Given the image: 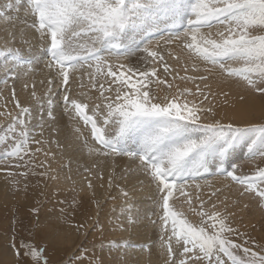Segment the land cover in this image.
I'll use <instances>...</instances> for the list:
<instances>
[{
  "label": "snow or ice",
  "instance_id": "obj_1",
  "mask_svg": "<svg viewBox=\"0 0 264 264\" xmlns=\"http://www.w3.org/2000/svg\"><path fill=\"white\" fill-rule=\"evenodd\" d=\"M21 5L31 22L20 29L19 39L25 44L38 40L46 67L53 70L47 81L48 120L57 121L56 90L62 114L73 122L74 139L90 155L128 158L122 175L109 176L108 187L124 181L135 190L146 181L153 190L158 209L153 223L160 229L164 264H264V246L234 225L227 197L221 200L222 189L208 179L223 177L228 187L237 188L240 199L233 206L247 197L264 210V120L225 119L210 100L218 95L212 90L218 80L242 88V115L252 114L244 107L249 95L264 102V0H0V20L11 23L14 17L5 9L19 13ZM8 36L0 45L5 74L0 84L27 75L39 63V57L28 58L13 46L15 32ZM77 80L79 91L73 89ZM219 95L227 102L228 93ZM31 97L40 108L35 125L32 109L21 105L14 89L17 111H0L5 121L0 123V170L13 179L56 180L48 176L47 162L55 154L43 145H60L35 139V129L44 127L45 100L35 85ZM80 121L90 127L91 143ZM33 143L39 146L33 149ZM41 152L45 160L36 163ZM240 153L244 163L255 164L248 173L234 162ZM87 186L93 188L91 180ZM120 193L121 217L135 226L132 197L125 188ZM92 195L99 210L95 191ZM17 236L13 224L7 246L16 264H50L44 247ZM78 247L67 264H104L96 255L103 252V238L99 248L95 243L90 250ZM119 247H127V241Z\"/></svg>",
  "mask_w": 264,
  "mask_h": 264
},
{
  "label": "bare ground",
  "instance_id": "obj_2",
  "mask_svg": "<svg viewBox=\"0 0 264 264\" xmlns=\"http://www.w3.org/2000/svg\"><path fill=\"white\" fill-rule=\"evenodd\" d=\"M5 11L7 15L14 17V19L12 20L11 23H4L2 20H0V45H2L5 42V40L9 39L8 36L9 32H15L16 41L13 46L20 48L23 54L28 58L39 57V63H34L32 66L33 70L28 72L27 75L21 74L18 79H11V81H8L7 84H0V111H5V110L17 111L14 106V101L11 100V94L13 89L15 90L16 98L20 101L21 105L28 106L30 108L36 106L37 104L35 103V101H33L31 97L33 85H35V91L37 93V96L42 97L45 100V106H47L46 94L50 87L47 81L51 78V73L53 70L46 67L47 57L40 48V42L38 40H32L29 43L25 44L19 39L20 29L25 27V23H30L31 18L25 16L23 5L20 6L19 13H17L15 10L9 11L5 9ZM161 44L163 46V42H161ZM131 60L132 62H134L135 57L131 58ZM2 64H3V60L0 59V65ZM4 78H5V74L2 70H0V80ZM83 82L85 83V85H87L88 81L86 77ZM79 83L80 81L77 80L73 84L74 90L76 91L80 90L78 87ZM25 85H27V87H25ZM84 90H87V88ZM212 90L218 93V95L214 99L210 97V100H212V102L215 105H217V111L223 118L235 119L240 124H246L249 122H258V120L261 119L263 120L264 102L262 103L259 99H254L250 95H249L248 103L244 105V107H246L252 114L251 115L241 114V102L238 99V96L242 91L241 87H238L235 84H231V83L224 84L218 80H213ZM221 92H225L229 94L227 102H225V98L223 95H219V93ZM52 96L55 101L54 112L57 116V121L56 122L49 121L47 118V122L44 124L43 129L41 130L40 128H38L37 132L34 133L35 139L37 140H46L49 142L55 140L60 145L59 148L55 143H47L43 145L45 151H49L50 153L55 154L54 158L51 155L48 157L47 162L51 165V169L48 172V176L55 175L58 178L56 180L51 179L50 181L52 183L54 182L63 187H69L72 184V182H75L78 186V191L84 193L85 196H89L93 198L92 195L93 191H95V199L98 200H103L109 195H117L118 200L116 201L122 203H124V200L121 196L120 189L125 188V190L129 191V194L132 197L131 203L135 205L133 212L136 215V225L135 226L129 225L126 228V230L129 231V237L132 240H135V242H138L140 244H144V243L146 244L149 241V239H151L150 237L152 236L151 235L152 231H155L156 229L158 231L157 233L158 235H156L157 238L151 246L153 249V257L149 256L148 254L139 255L137 253L135 254L127 253L123 258L124 260H121V262L127 264H164V256L161 254V249H160L161 233L159 226L158 225L154 226L153 222L150 223L145 222L146 220H150V218L155 217L156 215L155 213L158 212L157 208L155 205L147 210L140 208V206H142L143 203H148L155 199L153 190L147 186L146 181L142 187H137L135 190H133L132 187L129 184H127V182L124 181H117L116 183H114L113 187L109 188L108 187L109 176H111L113 173L117 177L122 175L124 173V170L128 167L129 164L128 158L119 157L115 155H110L105 157L103 155H98L95 153L90 155L87 149L82 147L81 142H78L74 139L73 122L69 121L68 118L62 114V106L60 103L61 95L58 94L56 90H54L52 92ZM6 100H7V104L5 106ZM232 105H235V107H232ZM46 111L47 109L44 111L45 114ZM0 123H5L3 117H0ZM79 126L84 136L88 137L91 143V137L88 132L89 130L88 127L87 126L84 127L81 121L79 123ZM53 128L56 129L55 132L52 131ZM41 131L43 132L42 135H41ZM38 146L39 145H36L34 143L32 144L33 149ZM35 159L39 162L44 161L45 156L43 152L37 153ZM82 163H85V169L83 168ZM69 176H71V179H68ZM208 179L213 184L214 187L222 189V192L219 193V197L221 200L227 197L229 209L233 205L232 202L234 200L240 199L238 196L237 188L235 186L228 187L227 181L224 180L223 177H209ZM88 180L92 181L93 184L92 189H89L87 186ZM200 182L203 185L204 182L203 181ZM117 184L119 185V187L116 186ZM0 191L4 192V187L0 189ZM204 192L205 195H207L209 189L205 188ZM3 195H4L3 198L6 199L7 197L6 193H3ZM248 202H249V198L247 197L241 199L239 208H237L238 211L243 213V209H244L243 204ZM95 207L97 206L95 205ZM184 208L185 210H187L186 205H184ZM189 216L191 219L194 220L197 219V217H195L191 213H189ZM71 231L72 230H70V233ZM120 235L122 236V233H120ZM127 258H131V263L126 261Z\"/></svg>",
  "mask_w": 264,
  "mask_h": 264
},
{
  "label": "rangeland",
  "instance_id": "obj_3",
  "mask_svg": "<svg viewBox=\"0 0 264 264\" xmlns=\"http://www.w3.org/2000/svg\"><path fill=\"white\" fill-rule=\"evenodd\" d=\"M31 109L35 116L32 123L35 125L40 121V108L36 105ZM46 109L47 106L44 111ZM43 122L44 124L47 122L46 114H44ZM81 123L83 124L82 121ZM88 129L90 135V127ZM37 130L38 127L35 132ZM238 158L234 162L241 164L245 173L254 168L255 164L244 163L243 153H240ZM36 163L40 162L36 160ZM82 165L85 169V163ZM11 170L17 171L16 169ZM42 170L44 169H36L38 172ZM0 176V189L4 187V192L0 191V199L2 198L0 200V264H16V258L7 246L12 236L13 224L18 233L17 240L22 238L30 241L37 248L44 247L50 264H67L68 258L81 250L78 247L81 245L90 250L95 243L99 248L101 238H103L104 249L103 252L97 251L96 255L103 260L104 264H127L121 262L127 253L148 254L153 257L151 246L157 238L158 231L155 229L151 232V239L146 244L132 240L129 237V231L126 230L129 225L123 221L120 213L124 203L116 201L118 200L117 195H109L103 200L95 199L100 202L98 210L93 198L79 192L75 182H72L69 187H63L52 183L47 176L29 175L27 179L19 176L11 179L7 177L4 170H0ZM3 193L7 195L6 199L3 198ZM248 204L249 207L244 208L243 213L238 211L239 205L230 207L229 210L235 212L233 223L242 232H246L256 244L264 246V210L258 208L250 199ZM152 206L154 203L150 201L143 203L140 208L147 210ZM156 219L155 215L145 222L150 223ZM153 225L157 224L153 223ZM70 230H72L71 233ZM108 241H115L117 246L113 248ZM121 241H127V247H119ZM237 242L241 241L237 240ZM249 246L257 250L253 244ZM126 261L131 263V258H127Z\"/></svg>",
  "mask_w": 264,
  "mask_h": 264
}]
</instances>
